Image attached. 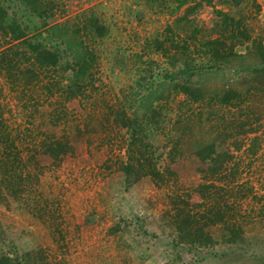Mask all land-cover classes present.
Here are the masks:
<instances>
[{"label": "rangeland", "instance_id": "obj_1", "mask_svg": "<svg viewBox=\"0 0 264 264\" xmlns=\"http://www.w3.org/2000/svg\"><path fill=\"white\" fill-rule=\"evenodd\" d=\"M55 1L52 9L56 20L46 27L38 25L37 35L43 45L52 51H64L65 56L76 52L78 48L73 50L75 44H70L67 36L80 29L79 39L98 54L93 86L72 105L67 103L65 127L76 136L75 125L86 116L93 128L102 118L104 124L92 133L96 148L91 155L86 153L84 159L55 166L32 161L31 151L38 144L32 140L36 131L28 117L32 110L26 105H34L39 92L34 88L22 92L20 84H10L0 70L2 112L8 133L15 140L18 137L16 145L23 159L22 166L15 165L16 173L8 175L14 160L0 146V160L4 164H0V176L14 178L15 187L8 188V178L0 184V252L23 261L28 254L44 248L42 256L48 264H242L244 256L264 262V219L259 220L264 204V64L257 54L260 44L264 47V0H192L177 11L178 0H168L169 7L163 10L161 0ZM193 1L201 3L199 8L187 20H181ZM3 2L14 6L11 16L19 21L43 20L26 4ZM219 10L234 19L237 26L241 24L239 30L246 36L237 32L238 39H232L235 54L224 60L225 66L221 64L215 69L219 64L213 54L202 50L192 53L195 41L189 39V30L196 23L202 26L199 40L216 38L222 24L216 15ZM93 14L102 20L108 32L94 41L85 30ZM167 27L175 30L173 37L179 45L185 40L192 46L190 55L172 51L177 60L172 65H166V56L161 52V38L170 37ZM61 29L62 33L58 31ZM15 43L0 32V52L7 47L15 50ZM169 45L167 42L166 47ZM119 57H124V69L116 60ZM189 60L194 73L190 75L184 71ZM136 64L143 66L139 65L143 75L133 68ZM161 72L171 73L175 81H198L205 91H237L242 104L234 107L220 106L217 101L188 103L184 94L173 91V80L162 78ZM57 74L55 70L49 75L44 73L41 81L51 83L58 79ZM156 87L157 93H153ZM47 96L52 101L59 97L57 93L45 94L40 111L47 106ZM154 101L155 105H162L163 116L167 115V120L154 124L157 128L153 127L148 140L160 167L177 140L182 155L177 159L184 157L188 169L192 166L186 159L190 152L212 142L219 143L217 149L223 158H231L226 160L223 172L209 181L215 185L233 182L240 189L224 192L223 199L228 203L239 201L242 213L255 211L253 217L244 219L248 245L239 248L226 244L218 227L210 229L215 239L212 247L178 244L165 213L171 206L169 189L158 187L148 176L128 184L117 174L109 181L103 162L116 165L126 159L130 138L125 128L111 124L115 115L110 114V107L116 111L125 107L128 115L143 118ZM90 103L91 106L84 107ZM107 119L110 127L105 123ZM253 143L254 152L250 148ZM103 147L109 152L102 158L98 152ZM18 175H22L23 184ZM201 178L199 172H186L180 194L190 191L187 185Z\"/></svg>", "mask_w": 264, "mask_h": 264}, {"label": "trees", "instance_id": "obj_2", "mask_svg": "<svg viewBox=\"0 0 264 264\" xmlns=\"http://www.w3.org/2000/svg\"><path fill=\"white\" fill-rule=\"evenodd\" d=\"M3 1L5 0H0V32L4 37H8L11 41L16 42V49L7 47L0 52V70L5 73L10 84L19 83L22 92H31L33 88L35 92H39L36 96V103L34 105H26L32 110V112H28V117L32 118L36 131V134L34 132L35 137L32 140L35 144H38L31 151L30 158L32 161L38 160L40 163L44 162L54 166L70 164L76 160L84 159L86 153L91 155L92 149L96 148L93 147L94 140L91 135L104 124V119L102 118L98 125L93 128L90 121L86 120L88 118L86 116L82 123L80 122L75 125L76 136H72L64 124L67 114L65 107L68 104L72 105L74 101L78 100L77 97H82L85 93L89 92V87L93 86L94 71L97 67V52L79 39L80 29L73 30L71 36H67L71 40L69 41L70 44H75L73 50L78 48L76 52L65 56L64 51H52L43 45L37 35L38 25L46 27L53 24L52 22L56 20L57 17H55L56 15L52 9V6L57 4L55 0H10L12 4H15V2L26 4L33 13L41 15L43 18L41 23H25L12 17L11 8L14 9V6L10 7V4H5ZM190 1L192 0H178L175 10L181 9ZM200 1L207 2L208 0ZM169 4L168 0H161V10L165 9L166 6L168 8ZM199 4L201 3L194 2L193 6H189L186 9L187 12L184 17H180L181 20H187L189 14L199 8ZM31 11L29 10V12ZM216 15L222 19L220 34L216 38L199 40L198 35L201 33L200 29L202 26L196 23H192L189 30V39H194L195 41L192 53L202 50L207 54H213L217 64H219L215 69L219 68L221 64L225 66V59L235 54L232 39H238L236 36L237 32L241 37L246 36L244 31L239 30L241 24L237 26L234 19L229 18L227 13L219 10L216 12ZM88 22L90 25L86 26L85 30L91 36L90 39L92 41L108 34L104 23L98 16L91 15ZM58 31L61 32L62 29ZM166 31L169 32L170 37L166 35L165 38H161V52L166 56V65H172L173 61H177L173 57L172 51L175 53L181 50L190 55V47L192 46L185 40L179 45L174 40L173 35L176 36V32L171 27H167ZM228 32H232V34L226 35ZM63 34L66 36L67 32L65 31ZM197 41L200 44H197ZM167 42H170L168 47H166ZM257 54L264 64V47L261 44L257 48ZM116 60H118V64L124 69L126 66V63L123 62L124 57L121 59L120 57L116 58ZM223 61L224 63H222ZM190 63L191 61L189 60L186 63L188 67H185L184 70L188 75L194 74L191 71L192 66H189ZM139 65L143 67L141 64ZM139 65H133V68H137L136 70L142 74ZM54 70L55 73H58V79H53L51 83L41 81L44 73H48L49 75ZM161 75L164 79L173 80V91L184 94L188 103L206 104L207 101H217V104L220 106L234 107H239L242 104V96L237 91L217 90L209 92L205 91L198 81L194 82L186 78L175 81L174 75L171 73L165 74L161 72ZM142 78L145 79L144 77ZM157 88L152 92L157 93ZM55 93L59 97L52 101L47 96V99H44L47 106L44 104L43 111H40V105L43 103L42 97H45V94L54 96ZM155 102H152L154 104L147 110L143 118H139L135 114L133 116L128 115L125 107L122 111H116L114 107H110V114L115 115L111 124L115 122L119 127L125 128L130 138L126 159L117 161L116 165H113L112 162L109 164L108 161L103 162V166L108 170L109 181L114 180L117 174L123 176L128 184L138 182L144 176H148L158 187L169 189L171 194L168 193V198L171 206L165 213L169 216L178 244H187L191 247H212L215 239L210 229L218 227L222 240L226 244L239 246V248H242V245H248L249 235L244 226L246 225L244 219L253 217L252 214L255 211L242 213L239 201L230 200L228 203V201L223 199L224 192L240 189V187H235L233 182L217 184V186L213 181H209L210 178H216L217 175L223 172L226 160L231 158H223V155H220L217 149L219 143L212 142L202 147L194 148L190 152L186 159L192 166L188 169L184 162V157L177 159V156L181 155L179 152L180 140H177L174 147L168 149L166 160L164 163L161 162L160 167L157 159H155L153 145L148 140L153 127L157 128V125L154 124L161 122V120H167V115L163 116L162 105L161 107L160 105H155ZM92 103L89 105L84 104V107L91 106ZM129 109L132 110V107ZM107 120L105 123L110 127V119ZM16 140L13 139L10 131L8 133V127L0 104V146H3L4 151L10 153L9 157L11 156L14 160L12 161L13 169H11L12 171L8 175H12V172L16 173L15 165L17 163L19 166L23 164L21 151L16 145ZM99 145L103 146L104 144L103 142H99ZM254 147L255 144L253 143L250 147L252 152H254ZM107 152H109L108 149H104L103 147L99 150L98 154L99 156L102 154L101 157L103 158ZM1 161L0 164H3ZM36 164L39 163L37 162ZM191 170L201 173L202 178L187 185L190 191L180 194L181 185L183 184L182 179L186 172ZM29 174L31 175V173ZM18 176L23 184L22 175ZM6 178H8V188H15L12 185L14 178L12 179L9 176L4 177V175H1L0 184L4 183L3 181ZM132 178L134 181H131ZM222 180L219 179L218 181L221 182ZM1 188L0 186V190ZM241 188L243 190L244 187ZM259 213V220L261 221L264 219V204ZM239 219H242V221H238ZM135 220L138 221L139 218L135 217ZM45 250L42 248L30 253L23 261L19 257L15 258L9 254L0 252V264H28L27 262L29 264H38L40 261L48 264L45 257L42 256ZM242 264H264V262L254 256H244Z\"/></svg>", "mask_w": 264, "mask_h": 264}]
</instances>
